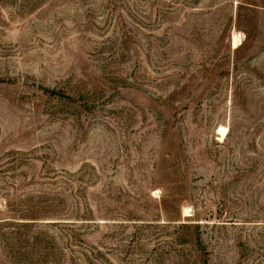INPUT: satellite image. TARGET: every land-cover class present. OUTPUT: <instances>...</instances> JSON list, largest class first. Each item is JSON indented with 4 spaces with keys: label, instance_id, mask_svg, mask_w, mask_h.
<instances>
[{
    "label": "rangeland",
    "instance_id": "obj_1",
    "mask_svg": "<svg viewBox=\"0 0 264 264\" xmlns=\"http://www.w3.org/2000/svg\"><path fill=\"white\" fill-rule=\"evenodd\" d=\"M0 264H264V0H0Z\"/></svg>",
    "mask_w": 264,
    "mask_h": 264
},
{
    "label": "bare ground",
    "instance_id": "obj_2",
    "mask_svg": "<svg viewBox=\"0 0 264 264\" xmlns=\"http://www.w3.org/2000/svg\"><path fill=\"white\" fill-rule=\"evenodd\" d=\"M218 132L221 135L220 137L223 139L225 137V135H226L227 130L225 128L220 127L218 129Z\"/></svg>",
    "mask_w": 264,
    "mask_h": 264
}]
</instances>
